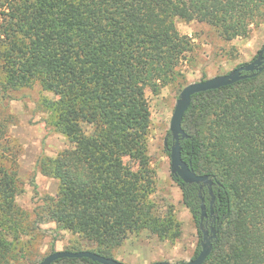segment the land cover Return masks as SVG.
Segmentation results:
<instances>
[{"label":"trees","instance_id":"trees-1","mask_svg":"<svg viewBox=\"0 0 264 264\" xmlns=\"http://www.w3.org/2000/svg\"><path fill=\"white\" fill-rule=\"evenodd\" d=\"M176 18L209 24L231 42L264 22V0H0V100L35 84L54 93L44 100L49 124L73 144L38 160L59 189L32 219L17 203L22 185L11 117H0V264L26 258L47 222L93 240L91 251L112 258L132 233L181 237L174 211L161 214L152 198L146 95L185 85L183 65L195 43ZM183 128V159L215 181L211 193L172 175L201 239V192L211 218L213 206L208 229H218V241L204 264H264V69L194 95ZM171 144L169 132V155ZM53 264L102 263L65 257Z\"/></svg>","mask_w":264,"mask_h":264},{"label":"rangeland","instance_id":"rangeland-1","mask_svg":"<svg viewBox=\"0 0 264 264\" xmlns=\"http://www.w3.org/2000/svg\"><path fill=\"white\" fill-rule=\"evenodd\" d=\"M178 30L193 38L195 48L183 65L185 83L227 74L235 68L252 62L264 45V22L254 27L249 37L224 41L212 26L198 21L175 20ZM184 87L170 84L158 92L151 89L146 95L151 109V126L148 139L152 167L156 171V192L152 195L161 214L174 211L181 225V237L171 242L146 229L132 233L115 250L113 258L125 264H154L160 261L174 263L193 259L201 236L197 223L183 200L181 188L171 173V157L165 141L170 132V122L177 99ZM56 99L54 93L43 90L39 84L10 90L7 98L0 100V117L10 115L9 136L17 142V177L22 185L17 203L36 217L35 210L43 204L45 196L56 197L59 181L44 175L37 166L43 156L55 157L73 144L62 133L50 126V112L44 100ZM1 119V118H0ZM43 236L35 242L28 256L17 264L39 262L54 251L77 247L93 250L96 243L69 230H60L55 222L41 225ZM38 263V262H37ZM35 263V264H37Z\"/></svg>","mask_w":264,"mask_h":264},{"label":"water","instance_id":"water-1","mask_svg":"<svg viewBox=\"0 0 264 264\" xmlns=\"http://www.w3.org/2000/svg\"><path fill=\"white\" fill-rule=\"evenodd\" d=\"M264 48L261 50L259 56L250 63H245L234 70L230 71L227 74L218 75L212 78H207L201 81L193 82L186 85L177 99L175 110L173 112L171 122H170V133L172 138V144L170 147V157H171V173L172 175H177L181 178L183 182L189 184H199L200 188L203 189L205 185H209V190L212 193L213 184L215 183L214 179L209 175H200L193 168L191 163L183 159L182 156V145L181 141L185 138H188V133L183 128V120L186 112L190 108L193 100V96L206 92L209 90L219 89L228 85H232L242 79H245L249 76H255L257 73L261 72L264 69ZM168 138L165 141L167 145ZM200 196L203 200L201 204V222L200 229L202 230V239H201V251L197 257L181 263H174L170 261H160L154 264H204L209 258L210 254L213 251L214 244L218 241L217 233L218 229L212 227L211 232L204 228L203 221L205 217L208 216L207 207L204 202L202 193ZM215 197L212 198V203ZM213 213V208L211 209ZM70 257V258H83L87 257L94 261H98L102 264H125L115 258L107 257L101 255L97 252L91 250H81V251H71V250H59L54 251L51 254L45 256L37 264H53L59 259Z\"/></svg>","mask_w":264,"mask_h":264},{"label":"flooded vegetation","instance_id":"flooded-vegetation-1","mask_svg":"<svg viewBox=\"0 0 264 264\" xmlns=\"http://www.w3.org/2000/svg\"><path fill=\"white\" fill-rule=\"evenodd\" d=\"M263 48H264V45H263L262 49H263ZM262 49H261V50H262ZM261 50L259 51L257 57L259 56ZM263 56H264V53H263ZM257 57H256V58H257ZM256 58H255V59H256ZM255 59H254V60H255ZM263 60H264V59H263ZM167 146H168V145H167ZM198 185H199V184H198ZM207 186H208V188H209V185H205V186L203 187V189L200 188L201 191L204 190V188L207 187ZM199 187H200V185H199ZM201 193H202V192H201ZM211 201H212V200H211ZM214 201H215V199H214ZM214 201H213V203H214ZM213 203H212V205H213ZM212 208H213V206H212ZM213 214H214V213L211 214V216H213V218H211L210 215H209V216L205 217V219H204V221H203L204 228L207 229V230H210V232H211L212 227H214V226H211V228L208 229L209 221L212 219V224H214L215 221H216V216L213 215Z\"/></svg>","mask_w":264,"mask_h":264}]
</instances>
